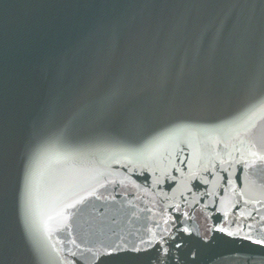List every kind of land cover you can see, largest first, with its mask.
<instances>
[{"label":"water","instance_id":"95a60500","mask_svg":"<svg viewBox=\"0 0 264 264\" xmlns=\"http://www.w3.org/2000/svg\"><path fill=\"white\" fill-rule=\"evenodd\" d=\"M261 156L264 0H0V264H261Z\"/></svg>","mask_w":264,"mask_h":264},{"label":"snow or ice","instance_id":"6c2138e0","mask_svg":"<svg viewBox=\"0 0 264 264\" xmlns=\"http://www.w3.org/2000/svg\"><path fill=\"white\" fill-rule=\"evenodd\" d=\"M253 156H256L257 153H252ZM261 160H264V156L260 157ZM31 179L32 173L31 170H25L24 177H23V185H24V194H25V204L26 207L29 202V195L31 189ZM5 192V178L3 175L2 168H0V202L3 201ZM83 199V198H82ZM74 204L67 205L66 207L72 208ZM186 215V214H185ZM264 219V218H262ZM26 224H27V216H26ZM167 223V221H165ZM249 231L244 235H241L242 228H237L235 231L229 230L227 227H222L220 225L213 226L209 229L211 232H218L222 233L228 237L238 238L241 240H247L250 244L258 245L261 247V250H264V237L254 239V233L259 231L260 229H254L251 225L247 226ZM264 227V226H262ZM183 233L187 234V237H182V242L185 239H192L193 233L189 230V228L185 227L180 229ZM167 234V230H165ZM198 235V234H196ZM169 239H174L173 237L169 236ZM201 239H204L201 237ZM211 239V238H209ZM75 243V241H73ZM159 243L161 246L167 243L163 236L159 238V240L155 239V234H153V239L150 241L140 240L138 243H133L129 246L128 243H115L109 244L106 246H101L95 252H92V264H110L112 261H123L125 264H132V262L140 261L143 258H148V264H163L164 260H170V248L169 247H162V248H155V245ZM147 245V246H145ZM173 247L179 249L181 244H174ZM91 252L92 250L89 249ZM161 252L163 255H161ZM261 264H264V261H261Z\"/></svg>","mask_w":264,"mask_h":264}]
</instances>
